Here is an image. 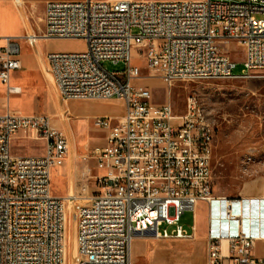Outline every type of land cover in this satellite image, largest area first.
<instances>
[{"label": "built area", "instance_id": "built-area-1", "mask_svg": "<svg viewBox=\"0 0 264 264\" xmlns=\"http://www.w3.org/2000/svg\"><path fill=\"white\" fill-rule=\"evenodd\" d=\"M43 23L41 36L26 38L29 46L40 40L86 43L81 53L44 56L60 98L118 100L126 112L116 124L106 117L93 120L107 131L105 147L88 155L103 175L94 177L99 191L82 205L74 196L52 193L53 170L70 152L64 131L49 115L10 109L0 114V264H66L74 232L77 264H132L139 236L194 240L197 226L186 232L180 221L200 204L207 207L206 264H264L255 254L257 243L264 244V197L214 194L215 122L208 113L200 118L194 96L183 114L170 102L154 105L151 92L138 85L140 68L132 65L146 60L150 76L169 88L264 73V0H45ZM3 40L0 83L8 94H19L9 83L22 67L23 39ZM223 43L239 45L245 57L241 74L219 49ZM106 62L125 68L109 72ZM61 116L71 121L69 110ZM20 134L43 142L44 153L14 155L12 141Z\"/></svg>", "mask_w": 264, "mask_h": 264}, {"label": "rangeland", "instance_id": "rangeland-1", "mask_svg": "<svg viewBox=\"0 0 264 264\" xmlns=\"http://www.w3.org/2000/svg\"><path fill=\"white\" fill-rule=\"evenodd\" d=\"M9 1L20 12L25 24L24 27L22 21L10 20L15 34L24 33L19 36L23 39L20 41V56L24 64L36 68L38 57L49 52L81 53L86 50L85 41L80 39L40 40L35 46H29L26 41L28 35L41 36L44 30L45 0H20V3L16 0ZM218 46L237 63L235 74H241L245 57L239 45L223 43ZM146 64L144 59L132 61V65L141 70L142 78L138 85L151 92L154 105L160 106L170 102L177 114H183L187 99L194 96L206 115L208 113L215 122L212 158L214 194L230 198L264 196V73L256 72L248 79L179 82L169 88L154 77V74L150 76ZM104 68L109 72H121L125 65L106 62ZM13 78L12 83L24 89L22 95L12 96L10 110L26 115H49L54 126L62 129L69 138V155L53 170V195L62 199L74 196L78 205L84 204L86 198L99 191L94 176L103 175V171L95 170V160L88 156L96 145H106L103 140L104 131L96 129L93 120L105 113H120L121 106L115 102L65 103L60 98L47 67L44 72L17 71ZM6 98L5 87L0 86V114L4 110ZM65 110L72 113L69 122H63L61 112ZM40 145L34 141H18L13 147V152L31 155L34 151L32 147ZM248 159L252 161L250 164ZM180 224L186 232H193L197 226L196 238L191 241H160L139 236L132 244V264H206V205L200 204L195 213L185 212ZM169 232H173L172 227ZM69 234L70 237L73 235L72 223L69 226ZM72 243L67 264H77L75 232Z\"/></svg>", "mask_w": 264, "mask_h": 264}, {"label": "crops", "instance_id": "crops-1", "mask_svg": "<svg viewBox=\"0 0 264 264\" xmlns=\"http://www.w3.org/2000/svg\"><path fill=\"white\" fill-rule=\"evenodd\" d=\"M11 19H14L16 21H22V23H23V25L25 27L23 18L21 16L20 12L15 7V5L11 1H9V0H0V46L4 45L3 38H5V37H19V36H22L24 34L23 32L21 34H19V35L15 34L16 32L13 30V27L10 24V20ZM19 59L21 61L22 67H21L20 70H17L18 72L24 71V70L27 71V72H31L33 70H39V71L41 70L42 72H44L45 69H46V67H47L46 62L44 60V56L38 57V66L36 68H31L28 64H24L22 62L21 56H20ZM17 71H13L11 73L9 85L11 87H18V88H20L21 92L19 94H8L7 87L5 85H3V84L0 83V86L5 87V89H6V96H7L6 101H5V104H4V110L1 112V114L5 113L8 109H10L9 106H10V100H11L12 96H20V95L23 94L24 87H21L19 85H16V84H13L12 83V79H14L13 78L14 73L17 72ZM85 102H87V101H85ZM88 102H100V103L115 102V103H118L121 106V108H122V111L120 113L110 112V113H105L102 116H98V117H106V118L111 119L112 120V124L118 123V120L121 119L125 115V112H126L125 105L121 101H118V100H111V101H88ZM63 112L64 111L61 112V115H62ZM23 115H26V114H23ZM33 115H35V114H33ZM44 115H46V114H44ZM71 115H72V113H71ZM99 130H103V129H99ZM103 131H104V134H105V137H104L103 140L106 143L107 131H105V130H103ZM23 140H28V139L26 137H24L23 134H20V135H18L12 141V148H11V150H12V153L14 155H20V153L17 154L15 152H13V147L18 143V141L20 142V141H23ZM28 141H31V140H28ZM36 143H39L41 145L40 146H37V147H34V148L32 147V150H34L33 151V154H31V155L21 154L20 156L42 155L44 153V144H43V142H36ZM23 145H25V144H21V145L19 144V146H23ZM98 145H100V144H98ZM213 148H214V145H213ZM212 158H213V153H212ZM95 170L98 172V170L96 168H95ZM97 175H95V176H97ZM261 197H264V196H261ZM261 197H259V198H261ZM58 198H60V197H58ZM256 198H258V197H256ZM131 249H132V247H131ZM255 254L258 257H264V244L262 242H258L257 243L256 250H255Z\"/></svg>", "mask_w": 264, "mask_h": 264}, {"label": "bare ground", "instance_id": "bare-ground-1", "mask_svg": "<svg viewBox=\"0 0 264 264\" xmlns=\"http://www.w3.org/2000/svg\"><path fill=\"white\" fill-rule=\"evenodd\" d=\"M16 2L20 3V0H16ZM28 37H31L33 38L34 37V34H30L28 35ZM49 76L51 77V75L49 74ZM52 78V77H51ZM53 80V79H52ZM200 118H207V115L205 113V111L203 110V108L201 107L200 105ZM249 161H251V159H249ZM70 198H72L73 196H69ZM67 197V198H69ZM76 247H77V244H76ZM68 256H69V250L67 249V254H66V264L68 263ZM78 261V260H77Z\"/></svg>", "mask_w": 264, "mask_h": 264}]
</instances>
